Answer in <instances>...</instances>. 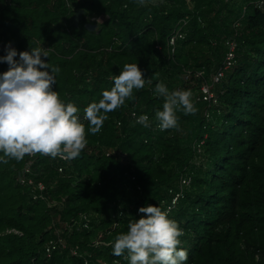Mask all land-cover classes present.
<instances>
[{"label":"trees","instance_id":"1","mask_svg":"<svg viewBox=\"0 0 264 264\" xmlns=\"http://www.w3.org/2000/svg\"><path fill=\"white\" fill-rule=\"evenodd\" d=\"M179 27L184 36L171 45ZM233 39L235 62L213 86L218 101L205 100L202 86ZM9 43L18 52L49 49L60 69L54 90L79 108L86 130L84 108L125 63L152 82L87 135L82 156L0 162V264H129L112 245L149 204L183 230L185 264H264V0H0V56ZM160 82L192 92L197 111H178V128L157 127ZM133 110L151 126L136 124ZM182 177L191 181L173 203ZM59 237L66 246L49 253Z\"/></svg>","mask_w":264,"mask_h":264},{"label":"clouds","instance_id":"2","mask_svg":"<svg viewBox=\"0 0 264 264\" xmlns=\"http://www.w3.org/2000/svg\"><path fill=\"white\" fill-rule=\"evenodd\" d=\"M139 3L143 5L145 0ZM29 49L18 52L9 43L6 55L0 56V63L8 65V70L0 73V162L4 164L35 154L53 159L79 157L88 144L87 135L100 133L109 113L133 99L134 89H143L152 82L144 78L137 63H125L118 75L110 77L114 82L111 89L104 90L98 102L84 108L86 130L79 108L65 103L54 90L60 69L48 62L49 49ZM154 95L163 98L162 110L155 112L161 131L178 128V111L185 115L197 111L190 90L170 91L160 82ZM135 123L151 126L146 114L136 117ZM138 212L140 218L130 220L127 230L115 237L112 254L123 256L129 264H185L188 252L179 247L184 232L169 218V212L151 204L140 207Z\"/></svg>","mask_w":264,"mask_h":264},{"label":"built area","instance_id":"3","mask_svg":"<svg viewBox=\"0 0 264 264\" xmlns=\"http://www.w3.org/2000/svg\"><path fill=\"white\" fill-rule=\"evenodd\" d=\"M92 19H96V17H92ZM182 36H184V34L182 33V28L179 27L175 30L174 34L171 36L170 44L174 45L177 41V38L182 37ZM228 43H229V51L226 55V58L224 60L223 65L221 67H219V69L212 75L211 82H209V83L207 82V83L203 84V86H202L203 98L205 100L210 101V102H217L218 101V97L213 90V86H214V84L221 82L222 78L225 75L226 69L228 67L232 66L233 63L235 62L237 42L233 39V40L228 41ZM199 73H202V71H200ZM133 113H135L136 115L134 116ZM139 115H141V114H139L138 111H136V110L132 111V116H133V118H135V120H136V117H138ZM32 162L33 161L31 160L29 162V164L25 167L26 172L31 171L30 165ZM60 170H62V167L60 168ZM22 181H24V178H22ZM28 181L30 183H34V179L32 177L28 178ZM190 181H191V179L189 177H182L181 184H180V190L174 191L173 188L170 189L171 192L174 193V197L172 200L173 203L177 202L178 197L183 193L184 186L188 185L190 183ZM38 187L42 191L45 189L46 186L43 182H38ZM34 197L35 198L43 197V194L42 193H35ZM170 207L171 206H169L168 209ZM137 213L140 214L139 212H137ZM65 246H66V243H65L64 239L62 237H59V238L51 239L49 241L46 249L49 253H51L53 250H55L57 248L65 247ZM73 252L77 253V250L74 249ZM120 264H124V263H120Z\"/></svg>","mask_w":264,"mask_h":264},{"label":"water","instance_id":"4","mask_svg":"<svg viewBox=\"0 0 264 264\" xmlns=\"http://www.w3.org/2000/svg\"><path fill=\"white\" fill-rule=\"evenodd\" d=\"M85 12L86 10L84 8H80L73 14V18L76 24H79V22L83 19ZM85 26L88 29L94 30L97 28L98 24L96 22L88 21L85 23ZM79 156H82V153Z\"/></svg>","mask_w":264,"mask_h":264},{"label":"rangeland","instance_id":"5","mask_svg":"<svg viewBox=\"0 0 264 264\" xmlns=\"http://www.w3.org/2000/svg\"><path fill=\"white\" fill-rule=\"evenodd\" d=\"M263 260H264V258H263ZM263 263H264V261H262Z\"/></svg>","mask_w":264,"mask_h":264}]
</instances>
